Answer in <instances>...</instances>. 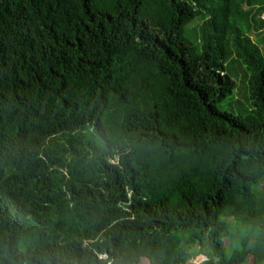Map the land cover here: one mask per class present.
<instances>
[{
  "label": "trees",
  "instance_id": "trees-1",
  "mask_svg": "<svg viewBox=\"0 0 264 264\" xmlns=\"http://www.w3.org/2000/svg\"><path fill=\"white\" fill-rule=\"evenodd\" d=\"M261 15L0 0V264H264ZM241 80L249 111L221 110Z\"/></svg>",
  "mask_w": 264,
  "mask_h": 264
},
{
  "label": "rangeland",
  "instance_id": "rangeland-1",
  "mask_svg": "<svg viewBox=\"0 0 264 264\" xmlns=\"http://www.w3.org/2000/svg\"><path fill=\"white\" fill-rule=\"evenodd\" d=\"M261 18L264 20V15H261ZM203 23V18H197L194 20L190 26L187 27V36L193 41L196 39L198 42L201 41V33L200 27ZM251 36L255 42L261 47L264 53V28L257 30L254 28L253 33ZM245 83L241 80L239 81L238 87L235 90L234 94L230 95L227 99H224L221 102H218L217 105L221 110H228L230 112H234L237 114L245 113L249 111L248 100H247V92H246ZM244 231L239 227L236 223L233 228L231 229L232 235L227 236L224 238V245L228 248L229 252L233 250L234 245H238L240 241L239 238L242 237L245 231L252 232L255 231L257 233V229L253 226H246L244 227ZM243 231V232H242ZM254 239V236H253ZM233 244V245H232ZM241 245H239V248ZM208 256L205 254H199L196 257H191L189 262L190 264H201L204 261H207ZM207 259V260H206ZM253 264V262H252Z\"/></svg>",
  "mask_w": 264,
  "mask_h": 264
},
{
  "label": "built area",
  "instance_id": "built-area-1",
  "mask_svg": "<svg viewBox=\"0 0 264 264\" xmlns=\"http://www.w3.org/2000/svg\"><path fill=\"white\" fill-rule=\"evenodd\" d=\"M207 260V259H206Z\"/></svg>",
  "mask_w": 264,
  "mask_h": 264
}]
</instances>
